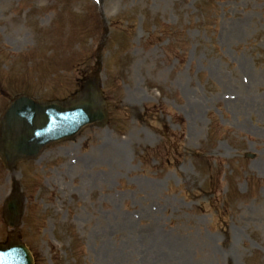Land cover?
Masks as SVG:
<instances>
[{
	"label": "rangeland",
	"instance_id": "374dc122",
	"mask_svg": "<svg viewBox=\"0 0 264 264\" xmlns=\"http://www.w3.org/2000/svg\"><path fill=\"white\" fill-rule=\"evenodd\" d=\"M97 61L107 127L0 164V242L16 186L36 264H264V0H0V114Z\"/></svg>",
	"mask_w": 264,
	"mask_h": 264
},
{
	"label": "water",
	"instance_id": "95a60500",
	"mask_svg": "<svg viewBox=\"0 0 264 264\" xmlns=\"http://www.w3.org/2000/svg\"><path fill=\"white\" fill-rule=\"evenodd\" d=\"M87 121H93L98 126L106 122V104L94 79L88 80L73 99L61 103L32 102L19 97L9 105L0 120V158L7 168L12 169L17 161L35 156L47 143L74 135L81 126L77 122L86 124ZM8 210L9 213L5 212L7 224L17 227L19 204L16 206L12 200ZM11 252L16 258L15 263L32 264L31 257L23 247H13L7 251ZM6 261V257L0 256V264Z\"/></svg>",
	"mask_w": 264,
	"mask_h": 264
}]
</instances>
